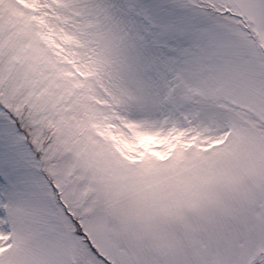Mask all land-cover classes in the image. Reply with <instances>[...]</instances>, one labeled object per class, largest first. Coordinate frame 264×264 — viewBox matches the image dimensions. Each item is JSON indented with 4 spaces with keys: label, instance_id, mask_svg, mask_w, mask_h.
Masks as SVG:
<instances>
[{
    "label": "snow or ice",
    "instance_id": "obj_1",
    "mask_svg": "<svg viewBox=\"0 0 264 264\" xmlns=\"http://www.w3.org/2000/svg\"><path fill=\"white\" fill-rule=\"evenodd\" d=\"M0 264H264V0H0Z\"/></svg>",
    "mask_w": 264,
    "mask_h": 264
}]
</instances>
